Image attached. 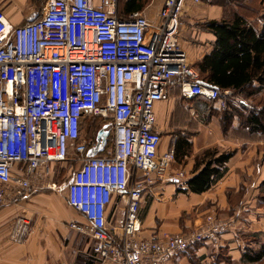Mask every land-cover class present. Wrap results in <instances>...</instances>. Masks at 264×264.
<instances>
[{
    "label": "built area",
    "instance_id": "built-area-1",
    "mask_svg": "<svg viewBox=\"0 0 264 264\" xmlns=\"http://www.w3.org/2000/svg\"><path fill=\"white\" fill-rule=\"evenodd\" d=\"M185 2L162 0L157 23L142 11L119 18L117 0H46L39 17L16 26L0 6V205L24 198L38 168L48 173L49 162L72 156L79 167L65 185L66 200L85 223L70 226L90 237L100 264H163L227 231V221L208 212L183 232L137 236L143 191L173 160L172 150L157 153L153 112L169 81L185 96L226 108L217 88L198 81L178 43ZM89 115L110 131L112 147L103 155L86 154L96 145V136L82 135ZM114 199L125 205L118 241L107 219ZM28 225L17 217L13 237L23 240Z\"/></svg>",
    "mask_w": 264,
    "mask_h": 264
},
{
    "label": "crops",
    "instance_id": "crops-1",
    "mask_svg": "<svg viewBox=\"0 0 264 264\" xmlns=\"http://www.w3.org/2000/svg\"><path fill=\"white\" fill-rule=\"evenodd\" d=\"M45 2L0 0V6L9 23L16 26L39 17ZM222 15V8L212 0L184 3L178 18L177 40L191 67L212 49L214 35L203 23ZM254 22L258 29L259 18ZM219 91L226 102L230 91ZM261 91L264 92V87ZM167 92L165 100L153 105L154 129L160 134L157 153L172 150L173 160L162 180L143 191L137 236L151 238L162 232H182L199 223L207 212L214 211L227 221V231L215 242L190 244L163 264H264L244 262L241 258L245 248L264 244V200L258 197V186L264 177V136L241 128L234 111L222 128L217 113H208V105L203 102L207 100L181 94L174 78L169 81ZM207 148L229 151L231 155L221 176L209 189L190 192L185 181L202 167L195 165V161L200 160L201 152ZM178 170L183 173L180 178L174 176ZM124 207L123 202L114 199L107 208L109 231L116 241L121 234ZM19 216L29 220L23 240H16L12 234ZM113 219L115 225L110 223ZM70 223L84 224L85 219L56 193L26 195L0 205V264H100L91 252L92 240ZM249 233L256 234L254 240L246 238Z\"/></svg>",
    "mask_w": 264,
    "mask_h": 264
},
{
    "label": "trees",
    "instance_id": "trees-1",
    "mask_svg": "<svg viewBox=\"0 0 264 264\" xmlns=\"http://www.w3.org/2000/svg\"><path fill=\"white\" fill-rule=\"evenodd\" d=\"M148 1L118 0L117 15L124 19L130 12L141 11ZM212 2L222 8L223 15L219 19L203 23V27L214 35L212 49L192 66L198 74L199 82L218 90L227 89L230 95L226 98L227 108L224 109H216L210 101L203 102L208 105V113H217L220 117L222 128L234 111L238 114L241 128L249 133L264 136V92L261 91L264 87V11L260 13L264 10V0H212ZM250 18L253 19L247 21ZM258 18L261 23L259 30L254 22ZM89 122V128L94 130L90 136L92 138L106 125L101 123L98 117ZM110 142L112 143L111 137L107 139L104 149L99 152L100 155L107 153ZM230 155L229 151L204 149L199 156L200 160L195 161V165L202 164V167L185 181L187 189L193 193L209 189L221 176L223 165ZM258 187V197L261 201L264 200V177ZM255 237V233L246 234L247 239L254 240ZM194 245L190 246V249ZM241 258L244 262H264V244L256 248H245Z\"/></svg>",
    "mask_w": 264,
    "mask_h": 264
},
{
    "label": "rangeland",
    "instance_id": "rangeland-1",
    "mask_svg": "<svg viewBox=\"0 0 264 264\" xmlns=\"http://www.w3.org/2000/svg\"><path fill=\"white\" fill-rule=\"evenodd\" d=\"M117 2H118V0H117ZM161 4H162V0H149L148 3L142 8L141 11H142L143 15H145L148 18V20L153 23L156 21L157 12H158ZM28 21H30V20H28ZM157 22L158 21H156L155 23H157ZM96 117H98L100 119L101 123L102 122L106 123L105 120L103 118L101 119L100 116H97V115L87 116L86 119L83 120V128H82V135L85 138H88L93 134L92 132L94 130H93V128H89V124H90L89 121H91L93 118H96ZM111 147H112V143L110 142L108 144V150ZM78 167H79V161L76 160L75 158H73L72 156H69V158L66 160L49 162L48 163V168H49L48 173L45 172L46 168H43V167L38 168L36 170V172L32 173L30 176L32 188L30 189V192L27 195L32 196V195H34V194L36 195L38 193L39 194L40 193H46V194L56 193V194H59L62 198H65V201H67L66 200L65 185L67 184V182L71 178L73 171L75 169H77ZM52 183H54L56 186L52 187V185H51ZM21 199H17V200H21ZM17 200H15V201H17ZM209 212H214V211H209ZM118 215H120L119 211L117 212V216ZM204 216H203V218H204ZM110 223L112 225H115L114 219ZM196 224H198V223H196ZM196 224L191 225L189 228H192ZM85 235H87V234H85Z\"/></svg>",
    "mask_w": 264,
    "mask_h": 264
},
{
    "label": "water",
    "instance_id": "water-1",
    "mask_svg": "<svg viewBox=\"0 0 264 264\" xmlns=\"http://www.w3.org/2000/svg\"><path fill=\"white\" fill-rule=\"evenodd\" d=\"M109 134L110 131L106 128V125L99 129L96 134V145L87 150V156H94L101 152L107 143Z\"/></svg>",
    "mask_w": 264,
    "mask_h": 264
},
{
    "label": "flooded vegetation",
    "instance_id": "flooded-vegetation-1",
    "mask_svg": "<svg viewBox=\"0 0 264 264\" xmlns=\"http://www.w3.org/2000/svg\"><path fill=\"white\" fill-rule=\"evenodd\" d=\"M111 137V134H109L108 138Z\"/></svg>",
    "mask_w": 264,
    "mask_h": 264
}]
</instances>
